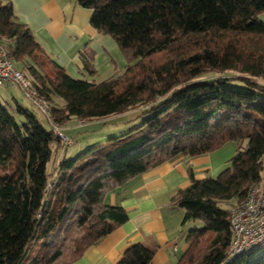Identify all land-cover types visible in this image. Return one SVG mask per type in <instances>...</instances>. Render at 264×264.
<instances>
[{
    "label": "trees",
    "instance_id": "obj_1",
    "mask_svg": "<svg viewBox=\"0 0 264 264\" xmlns=\"http://www.w3.org/2000/svg\"><path fill=\"white\" fill-rule=\"evenodd\" d=\"M77 1L127 59L101 81L68 73L18 20L12 1L0 0V46L49 103L52 125L16 100L18 121L0 100V264L74 263L128 220L112 192L163 163L243 140L217 176L191 173L172 198L184 224H202L188 230L176 264H264V247L228 254L230 207L264 179V0ZM81 59L94 76L93 54L82 51ZM214 71L221 74L202 78ZM133 111L140 125L48 170L57 145L67 148L54 126ZM155 249L132 244L116 264H149Z\"/></svg>",
    "mask_w": 264,
    "mask_h": 264
},
{
    "label": "crops",
    "instance_id": "obj_2",
    "mask_svg": "<svg viewBox=\"0 0 264 264\" xmlns=\"http://www.w3.org/2000/svg\"><path fill=\"white\" fill-rule=\"evenodd\" d=\"M11 1L18 20L32 28L49 56L71 75L101 81L127 66L116 40L92 26L93 10L77 0ZM85 50L93 54L94 76L84 73L81 52ZM82 123L76 119L65 127L71 131ZM234 152L233 144L228 143L201 156H181L129 180L123 190L110 194L111 204H121L128 220L72 264H116L136 243L143 245L147 254L156 245L149 264H176L188 247V224L183 223L184 210L174 206L172 198L191 184V173L195 178L214 176L228 166Z\"/></svg>",
    "mask_w": 264,
    "mask_h": 264
},
{
    "label": "built area",
    "instance_id": "obj_3",
    "mask_svg": "<svg viewBox=\"0 0 264 264\" xmlns=\"http://www.w3.org/2000/svg\"><path fill=\"white\" fill-rule=\"evenodd\" d=\"M6 84L17 88L25 101L36 105L50 119L49 103L38 94L31 80L14 65L5 47L0 46V87ZM54 129L64 145L68 146L70 138L63 129L58 126H54ZM229 221L232 229L229 256L239 255L253 247H264V179L251 187L244 200L230 207Z\"/></svg>",
    "mask_w": 264,
    "mask_h": 264
},
{
    "label": "rangeland",
    "instance_id": "obj_4",
    "mask_svg": "<svg viewBox=\"0 0 264 264\" xmlns=\"http://www.w3.org/2000/svg\"><path fill=\"white\" fill-rule=\"evenodd\" d=\"M259 18L264 21V12L259 14ZM229 73L230 72L228 71L224 72V74H229ZM219 74L221 73L215 71L209 72L205 74L202 78L218 76ZM0 100L9 103L8 107L18 121L21 120L22 118L21 115L18 114V112L16 111L15 108L16 100L19 101V103H21L24 107L34 112L37 115L38 119L47 129L49 130L52 129V125L50 124L46 116L36 107V105H34L31 102L24 101L21 93L17 88L13 86H5V87L1 86ZM60 103L63 104L64 100L60 99ZM75 121L76 119H73L69 121L68 124L70 125L72 122ZM141 123H142V117L137 116V113L133 111L123 115H115L109 118L98 119L95 121L82 123L77 125L79 126V128L72 129L71 131H68L65 126L62 127L64 133L70 137L71 143L68 145L69 147L65 145V147H67L66 149L63 148V146L57 145L52 160L49 162L48 170L52 171L62 157L64 156L74 157L77 153L86 149L88 146L106 142L113 136H117L122 133L128 132L132 128L140 125ZM229 144H233L236 152L238 149L246 146L247 140H243L242 142H230ZM221 171L214 174V176H217ZM205 176L206 175L204 174L202 177ZM202 177H198V178H202ZM220 205L224 208H227L230 206V201L220 202ZM187 224H188L187 233L190 228L199 227L202 225L200 221H189L187 222Z\"/></svg>",
    "mask_w": 264,
    "mask_h": 264
}]
</instances>
